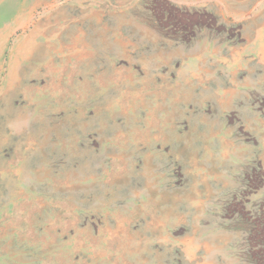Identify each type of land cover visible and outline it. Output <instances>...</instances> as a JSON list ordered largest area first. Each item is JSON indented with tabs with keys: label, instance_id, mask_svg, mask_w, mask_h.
Here are the masks:
<instances>
[{
	"label": "rangeland",
	"instance_id": "1",
	"mask_svg": "<svg viewBox=\"0 0 264 264\" xmlns=\"http://www.w3.org/2000/svg\"><path fill=\"white\" fill-rule=\"evenodd\" d=\"M0 264H264V0H0Z\"/></svg>",
	"mask_w": 264,
	"mask_h": 264
},
{
	"label": "bare ground",
	"instance_id": "2",
	"mask_svg": "<svg viewBox=\"0 0 264 264\" xmlns=\"http://www.w3.org/2000/svg\"><path fill=\"white\" fill-rule=\"evenodd\" d=\"M26 16V15H25ZM33 18V17H32ZM5 39V38H4Z\"/></svg>",
	"mask_w": 264,
	"mask_h": 264
}]
</instances>
